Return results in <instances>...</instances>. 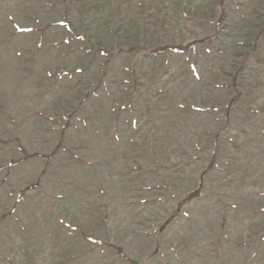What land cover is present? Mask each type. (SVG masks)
<instances>
[{"label":"rangeland","instance_id":"1","mask_svg":"<svg viewBox=\"0 0 264 264\" xmlns=\"http://www.w3.org/2000/svg\"><path fill=\"white\" fill-rule=\"evenodd\" d=\"M0 264H264V0H0Z\"/></svg>","mask_w":264,"mask_h":264},{"label":"trees","instance_id":"2","mask_svg":"<svg viewBox=\"0 0 264 264\" xmlns=\"http://www.w3.org/2000/svg\"><path fill=\"white\" fill-rule=\"evenodd\" d=\"M189 44H166V45H161L155 48L149 49V52H160V51H176V52H183L184 50L189 48ZM102 52H106L104 49H100ZM216 152V151H215ZM214 152V153H215Z\"/></svg>","mask_w":264,"mask_h":264}]
</instances>
